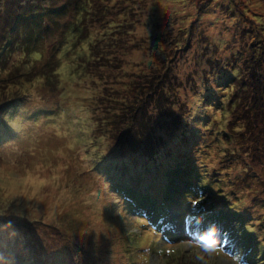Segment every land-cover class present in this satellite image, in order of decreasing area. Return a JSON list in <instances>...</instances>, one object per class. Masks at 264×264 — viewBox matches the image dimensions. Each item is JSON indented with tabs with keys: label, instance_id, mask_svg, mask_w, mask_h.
I'll use <instances>...</instances> for the list:
<instances>
[{
	"label": "rangeland",
	"instance_id": "obj_1",
	"mask_svg": "<svg viewBox=\"0 0 264 264\" xmlns=\"http://www.w3.org/2000/svg\"><path fill=\"white\" fill-rule=\"evenodd\" d=\"M120 1L123 6L128 5L127 8L135 4L137 15L138 8L152 3V0ZM234 2L236 7L235 11L231 10L232 15L227 12L230 10L229 1L221 3L224 20L212 23L209 28L204 21L197 20L194 7L190 9L191 16L186 18L187 22L170 27L173 32L169 35L172 36L182 27L183 34H177V37L182 39L184 49L181 50L182 55L180 50L173 51L175 62L168 64L170 71L167 75L154 76L151 91L166 86L167 92H179L187 99L206 90L209 83L206 80L198 88L194 80L180 90L176 85L191 80L195 75L196 78L202 73L205 75L204 70L211 60L218 63L235 60V64H241L244 70L257 68L259 62L255 58L260 57L261 49L257 51L255 45L264 44V0ZM170 3L163 0L161 5L166 9ZM91 13L89 8L88 18L95 20ZM218 15L221 16L216 13ZM64 17L63 14L56 16L54 26L52 19L46 18L52 25L41 36L40 43L47 51L54 47L53 39L58 37L57 34H66L62 27ZM136 17L143 21L147 14ZM92 24L97 31V25ZM101 27L107 29V25ZM153 28L155 33L161 30L156 26ZM207 34H214L213 40L217 42ZM135 52L128 57L129 60H139L135 58ZM95 58L87 64L93 67L108 61L103 60L104 57L101 60ZM67 66L68 63H63L61 67L60 76L65 78L62 84L65 89L58 90V95L62 92L59 98L42 101L41 94H34L35 98H28L5 113L10 132L15 133L9 143L7 140L0 142V264H170L172 262L168 261L174 259L177 260L173 264H237V261L239 264H264V155H257L252 145L256 154L253 157L250 147L239 139L225 140L224 130L221 131L224 124L220 120L223 112L211 106L212 115L208 114L215 120L209 125L212 129L205 131L203 124L191 119L192 116H200L196 113H202V99L196 101L195 106L192 100L193 104H190L196 113L189 117L184 105L177 102L170 106L160 116L176 111L183 120L185 117L187 120L184 128L179 130L181 135L160 149L163 163L156 164L171 163L168 159L171 156L184 159L190 155L191 163L200 167L202 177L212 186L210 190L206 187L200 189L199 178L194 181L191 210L201 209L202 204L206 208L210 202L223 201L218 207L221 208L224 202L232 204L234 201L237 209L246 213L248 222H251L247 237H241L237 222L232 226L237 233L231 230L230 235H224L221 225L212 227L206 220L191 218L181 220L174 207L169 210L171 217L162 219L160 223L163 224L155 230L152 225H147L155 218V213L150 211L152 206L143 215L134 212L118 198L115 187L109 182L114 174L106 176L99 173L100 167L112 164L114 159L124 164V160L117 158L121 150L115 140L100 131L96 123L98 111L94 106L97 107L99 102L92 108L88 107V100L83 102V93L90 92L87 87L95 86L94 94L98 95L103 85L108 87L107 82L104 84L102 76H99L96 86L94 81H98L86 74L73 82L68 79L71 70ZM130 79L132 77L125 78ZM113 87L119 86L111 84V90ZM217 100L220 101L219 97ZM157 128L164 134L171 133L167 126L158 125ZM0 131L1 134L6 132L5 129ZM229 148L235 151L225 152ZM114 169L118 171L119 165ZM151 178L146 175L143 182L148 183ZM134 182L136 185L143 183L139 179ZM220 192L232 194L228 198L230 201ZM165 233L173 235L170 244L163 235ZM208 236L215 241L211 250L203 247L204 237ZM240 240L241 249L236 250ZM256 240H260L261 247L251 258L248 255L252 243L250 245L249 242L255 245ZM146 245L148 248H143ZM168 249H174L176 254H167ZM164 250L167 252L165 256Z\"/></svg>",
	"mask_w": 264,
	"mask_h": 264
},
{
	"label": "trees",
	"instance_id": "obj_2",
	"mask_svg": "<svg viewBox=\"0 0 264 264\" xmlns=\"http://www.w3.org/2000/svg\"><path fill=\"white\" fill-rule=\"evenodd\" d=\"M225 1H229L230 10L227 9V12L232 15L231 10L235 11L236 7L234 0H168L171 3L166 9L161 5L163 0H152L148 6L138 8V15L135 4L127 8L128 5L123 6L120 0H0V130L6 131L5 134L0 131V142L7 140L9 143L15 133L10 132L5 113L26 102L28 98H35L34 94H41L42 101L55 100L61 96L62 92L59 95L57 92L64 88L62 84L65 78L60 76L63 63L69 64L67 67L71 73L68 79L73 82L80 80L84 74L97 81L98 77L102 76L103 83L106 81L108 87L103 85L98 95L94 94L95 86L87 87L90 92L83 93L82 97L83 102L88 100V107L91 108L99 102L97 107L94 106L98 111L96 123L99 124V130L115 140L121 150V155L117 158L124 160V164L119 159H114L112 164L99 168L100 175L114 174L113 177L110 176L109 182L115 187L118 198L124 200L126 207L139 215L146 213L152 206L150 211L155 213V218L151 222L148 221L147 225H152L155 230L163 224L160 223L162 219L171 217L169 210L174 207L181 220L191 218L206 220L212 227L221 225L224 235H230L231 230L237 233V229L232 227L233 223L237 222L241 237L246 238L251 222H248L246 213L237 209L234 204L236 202H224L221 208L218 207L223 201L210 202L206 208L201 202V209L191 210L194 181L199 178L200 189L206 187L210 190L212 186L202 177L200 167L191 163L190 155L184 159L171 156L168 158L171 163L156 164L163 163L160 149L181 135L179 130L184 128L187 120V117L183 120L176 111L164 114L165 116L160 114L167 112L170 106L173 107L178 102L184 105L189 117L191 113H196L191 104L194 102L195 106V102H200V99L204 103L202 113H196L200 116H192L191 119L203 124L201 126L205 127V131H210L212 128L209 125L214 124L215 120L211 116V106L219 108V112H223L222 118L219 119L224 124L221 131L224 130L225 140L231 142L233 139H239L250 147L253 157L256 154L264 155V44L255 45L257 51L261 49L260 57L255 58L259 62L257 68L244 70L241 64H235V60L230 63L211 60V66L204 70L205 75L202 73L197 78L195 75L189 81L178 83L176 87L179 86L180 90L192 80L197 88L205 80L209 82L206 90L187 99L181 97L179 92H167L166 86L154 88L152 91L150 88L154 76H164L170 71L167 66L172 61L175 62L172 58L173 51L180 50L182 55L181 50L184 49L182 39L177 37V34H183L182 27L178 28V33H173V36L169 35L173 32L170 27L187 22L186 18L191 16L190 9L194 7L197 20L204 21L205 26L209 28L212 23L224 20L221 3ZM89 8L92 10L91 18L95 20L88 18ZM145 13L147 18L143 21L141 17H136ZM216 13L221 16H216ZM61 14L65 16L62 27L66 34H57L58 37L53 39L54 47L47 51L40 43L43 39L41 36L52 25L46 18L52 19L54 26L55 17ZM92 23L97 25V31L91 26ZM100 25H107V29ZM136 25H139V28ZM153 26L161 29L160 32L155 33ZM95 32L97 34H94ZM207 36L211 40L215 38L214 34ZM130 49L134 50L130 52ZM135 50V58L139 60L131 61L128 57ZM94 57L95 60L104 57L103 60L108 61L104 65L91 67V59ZM88 61H91L89 65ZM127 77L132 79L125 80ZM99 81H94V84L97 86ZM111 84H118L119 87H113L111 90ZM219 91L222 92L218 94ZM218 97L220 101L217 100ZM158 125L167 126L171 133L159 132ZM252 145L256 154L251 148ZM231 149L224 151L229 153ZM116 165H119L118 171L114 169ZM146 175L152 177L148 183L143 182ZM137 179L143 183L136 185L134 181ZM210 182L213 183L214 179ZM179 185H182V188ZM219 194L226 200L232 195L228 192ZM163 235L170 244L173 235ZM183 238L187 240L186 237ZM240 242L241 240L238 241L239 249L236 250L241 249ZM249 243H252V246L248 256L253 258L260 250L261 242L256 240L255 245L252 241ZM172 251L162 252L164 256L166 253L176 254ZM176 260H170L168 263H176Z\"/></svg>",
	"mask_w": 264,
	"mask_h": 264
},
{
	"label": "snow or ice",
	"instance_id": "obj_3",
	"mask_svg": "<svg viewBox=\"0 0 264 264\" xmlns=\"http://www.w3.org/2000/svg\"><path fill=\"white\" fill-rule=\"evenodd\" d=\"M205 240V244L203 245V247H205L208 250H211L214 248L215 246V241L210 237H204Z\"/></svg>",
	"mask_w": 264,
	"mask_h": 264
},
{
	"label": "clouds",
	"instance_id": "obj_4",
	"mask_svg": "<svg viewBox=\"0 0 264 264\" xmlns=\"http://www.w3.org/2000/svg\"><path fill=\"white\" fill-rule=\"evenodd\" d=\"M237 264H239V261H237Z\"/></svg>",
	"mask_w": 264,
	"mask_h": 264
}]
</instances>
